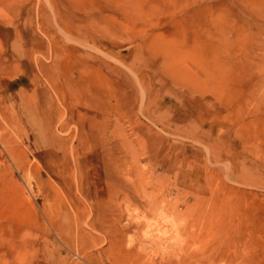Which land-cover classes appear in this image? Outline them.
I'll return each mask as SVG.
<instances>
[{"label": "rangeland", "instance_id": "obj_1", "mask_svg": "<svg viewBox=\"0 0 264 264\" xmlns=\"http://www.w3.org/2000/svg\"><path fill=\"white\" fill-rule=\"evenodd\" d=\"M213 208L264 264V0H0V264H197Z\"/></svg>", "mask_w": 264, "mask_h": 264}, {"label": "bare ground", "instance_id": "obj_2", "mask_svg": "<svg viewBox=\"0 0 264 264\" xmlns=\"http://www.w3.org/2000/svg\"><path fill=\"white\" fill-rule=\"evenodd\" d=\"M222 204V203H221ZM236 207V206H235ZM234 207V208H235ZM237 207H239V205H237ZM221 210V209H220ZM237 211H238V209H237ZM231 212H233V211H231ZM231 212H229V213H231ZM228 213V215H230ZM239 213V212H238ZM237 213V214H238ZM241 214H242V212H240ZM215 214H216V212H215ZM220 214V213H219ZM202 213H201V218H202ZM209 215H210V218L209 219H212V227L210 226V228H209V232H210V234H209V236L212 234V245L209 247V245L211 244V243H208L205 239H204V236H203V238L201 237V242L200 243H202L201 244V248H200V250H199V253H198V255H197V257L198 258H196V260L195 261H197V264H211V259L213 258V256L215 255V256H218V257H220V260H221V257L222 258H226L227 260H228V262H230L229 264H234V259L233 258H231L232 257V255H228V253H227V247L228 246H230V244H231V242H232V235H231V233H232V229L233 230H236V227H238V225L237 224H235V220L234 221H232V222H230L229 220H228V224L227 225H225V224H223V225H225V226H222V225H220V224H218L217 223V221H216V219L217 218H214V208H213V210H211L210 211V213H209ZM239 215V214H238ZM204 216V215H203ZM223 216V215H222ZM233 216V215H232ZM231 216V217H232ZM208 217V216H207ZM229 217L230 216H228V219H229ZM203 218H205V217H203ZM227 218V217H226ZM239 218V217H238ZM164 219V221H163V223H166L167 224V227H165V228H163V230L161 231V233L165 236L166 235V233H170V231H168L169 230V228H173V226H175L174 225V221L172 220V219H169V218H167V217H164L163 218ZM220 219V218H219ZM235 219H237V216H236V218ZM243 219L244 218H241L240 217V221H239V223L240 224H242V222H243ZM203 220V219H202ZM214 220V221H213ZM225 220V219H224ZM231 220V219H230ZM220 221H222L221 219H220ZM237 221V220H236ZM219 222V221H218ZM223 222V221H222ZM237 223V222H236ZM238 223V224H239ZM165 224V225H166ZM176 224V223H175ZM243 225V224H242ZM170 226V227H169ZM176 228V227H175ZM212 228V229H211ZM174 229V228H173ZM208 229V228H207ZM160 230V229H159ZM175 230V229H174ZM158 231V230H157ZM208 231V230H207ZM150 232V231H149ZM208 232V233H209ZM157 233V232H156ZM169 233L166 235V236H168L169 235ZM173 233V232H172ZM179 233V232H178ZM149 235V234H148ZM174 235V234H173ZM158 236H160V235H158ZM171 236V235H170ZM179 236V235H178ZM231 236V237H230ZM162 237V236H161ZM172 237H174V236H172ZM172 237H170V238H172ZM170 238L168 239V241L170 240ZM177 239V236L175 235V237H174V239ZM159 239H160V237H159ZM173 239V240H174ZM175 239V240H176ZM180 239V238H179ZM165 240H167V237H165ZM210 239H208V241H209ZM225 241H227L226 242V244H225ZM163 244V243H162ZM177 244V243H176ZM225 244V245H224ZM191 252V251H190ZM214 254V255H213ZM229 254H231V252L229 253ZM215 256H214V258H215ZM189 257V256H188ZM187 257V259H189ZM192 258V257H191ZM194 258V259H195ZM214 258H213V261H214ZM225 259V260H226ZM166 260V259H165ZM164 261V260H163ZM162 261V262H163ZM167 261V260H166ZM164 263V262H163ZM191 263V262H190ZM168 264H174L173 262H172V260H170V261H168ZM193 264V263H192ZM238 264V263H237Z\"/></svg>", "mask_w": 264, "mask_h": 264}]
</instances>
